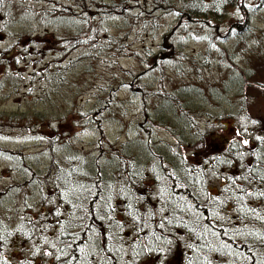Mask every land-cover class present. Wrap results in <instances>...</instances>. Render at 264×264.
Wrapping results in <instances>:
<instances>
[{
  "label": "rangeland",
  "instance_id": "374dc122",
  "mask_svg": "<svg viewBox=\"0 0 264 264\" xmlns=\"http://www.w3.org/2000/svg\"><path fill=\"white\" fill-rule=\"evenodd\" d=\"M184 1L0 0V222L15 234L5 250L10 264L29 258L25 248H32L16 228L39 211L46 219L52 200L43 201L45 188L31 183L19 190L16 184L33 177L30 169L46 177L53 151L62 161L92 157L100 145L108 150L127 140H134L136 151L156 142L175 146L171 130H183L168 114L182 111L180 86L221 87L238 67L251 73L245 105L251 118L244 111L228 117L238 105L232 90L214 98L186 95L192 131L205 137L189 149L228 133L218 120L232 123L236 137L235 129L244 133L264 116V0H244L249 30L238 32L180 21ZM227 19H239L238 11L230 10ZM168 95L174 102L157 120L173 127L159 126L151 135L135 131ZM243 105L239 98V109Z\"/></svg>",
  "mask_w": 264,
  "mask_h": 264
},
{
  "label": "trees",
  "instance_id": "16d2710c",
  "mask_svg": "<svg viewBox=\"0 0 264 264\" xmlns=\"http://www.w3.org/2000/svg\"><path fill=\"white\" fill-rule=\"evenodd\" d=\"M244 2L185 0L179 20L214 30L248 31L250 12ZM232 9L239 19L228 22ZM250 74L238 67L221 80V87L182 84V111L179 116L168 114L183 130H171L175 146L156 142L136 151L134 140H127L108 150L100 145L92 157L74 154V160L62 161L53 151L46 177L30 169L33 177L16 188L28 190L32 183L46 189L45 203L52 200L43 212L46 219L41 220L39 211V217L16 228L23 243L32 244L30 250L25 248L29 258L23 257L20 264H264V116L252 118L256 124L244 133L235 129L236 137L232 123L218 120L228 133L210 135L209 141L189 149L205 137L192 131L186 95L214 98L232 90L238 105L228 117L234 120L244 111L251 118L245 107ZM239 98L244 102L240 109ZM173 102L171 95L162 98L155 104L156 115L146 113L147 122L138 123L135 131L151 135L159 126L171 129L168 120L157 119ZM149 119L152 124L145 125ZM14 239V232L0 222V264H10L5 250Z\"/></svg>",
  "mask_w": 264,
  "mask_h": 264
}]
</instances>
